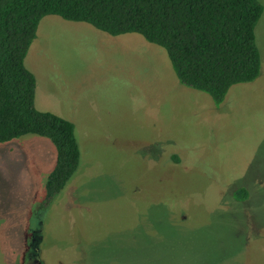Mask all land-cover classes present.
I'll return each instance as SVG.
<instances>
[{"label":"rangeland","instance_id":"obj_1","mask_svg":"<svg viewBox=\"0 0 264 264\" xmlns=\"http://www.w3.org/2000/svg\"><path fill=\"white\" fill-rule=\"evenodd\" d=\"M256 37L259 78L218 104L141 34L45 16L25 64L81 165L45 208L55 145L0 143V264H264V13Z\"/></svg>","mask_w":264,"mask_h":264},{"label":"trees","instance_id":"obj_2","mask_svg":"<svg viewBox=\"0 0 264 264\" xmlns=\"http://www.w3.org/2000/svg\"><path fill=\"white\" fill-rule=\"evenodd\" d=\"M263 13L260 0H0V143L34 134L55 145L45 208L80 168L75 124L37 109V79L25 64L47 15L86 22L112 36L141 34L168 51L183 84L221 104L231 87L261 74L256 28ZM234 195L245 201L249 191Z\"/></svg>","mask_w":264,"mask_h":264},{"label":"flooded vegetation","instance_id":"obj_3","mask_svg":"<svg viewBox=\"0 0 264 264\" xmlns=\"http://www.w3.org/2000/svg\"><path fill=\"white\" fill-rule=\"evenodd\" d=\"M30 251V250H29ZM29 254H30V252H29Z\"/></svg>","mask_w":264,"mask_h":264}]
</instances>
